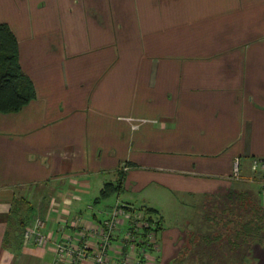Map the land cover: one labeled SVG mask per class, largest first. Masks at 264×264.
Returning a JSON list of instances; mask_svg holds the SVG:
<instances>
[{
  "label": "crops",
  "instance_id": "0c3cea01",
  "mask_svg": "<svg viewBox=\"0 0 264 264\" xmlns=\"http://www.w3.org/2000/svg\"><path fill=\"white\" fill-rule=\"evenodd\" d=\"M0 24L36 90L0 113V264H58L56 245L82 235L95 249L87 231L118 201L159 212L157 264H174L189 236H214L201 209L258 198L264 0H0ZM38 219L42 246L24 238ZM124 252L120 233L110 261Z\"/></svg>",
  "mask_w": 264,
  "mask_h": 264
},
{
  "label": "trees",
  "instance_id": "16d2710c",
  "mask_svg": "<svg viewBox=\"0 0 264 264\" xmlns=\"http://www.w3.org/2000/svg\"><path fill=\"white\" fill-rule=\"evenodd\" d=\"M35 99L34 83L24 72L20 62L17 38L7 24H0V113H16ZM119 190V184L107 183L98 199L103 201L118 194ZM227 201L233 203L232 207H229L231 210H240L242 213L239 219H229L225 212L222 218L228 222L219 224L221 232H217V236L220 234L219 242L223 246L230 245L232 255H241L244 259L250 256L253 247L263 246L261 241L264 238V207L257 196L249 192L231 193ZM146 212L151 216L154 215V218L157 217L156 222L160 231L161 218H158V211L149 208ZM150 220L155 222L152 218ZM23 223L25 224V221ZM222 229H225V232H222ZM243 262L247 264L246 259Z\"/></svg>",
  "mask_w": 264,
  "mask_h": 264
},
{
  "label": "built area",
  "instance_id": "2783aa9c",
  "mask_svg": "<svg viewBox=\"0 0 264 264\" xmlns=\"http://www.w3.org/2000/svg\"><path fill=\"white\" fill-rule=\"evenodd\" d=\"M236 166L238 167V163H236ZM253 167L258 170L260 178L264 181V160H255ZM261 193L264 203V183ZM119 216L129 219L127 226L124 227ZM154 223L141 214L135 220L130 217V214L122 210H114L103 223L87 231L90 236L97 239L95 249L91 247L89 238L86 235L79 237V245L75 247L62 241L58 243L56 245L58 264L64 262V260H68L67 264H86L88 261L93 264H156L157 257L155 253L159 247L157 233L152 229ZM45 228L46 221L38 219L34 227L25 231V241L34 240L38 245H44L49 240L44 232ZM120 233L124 234L125 252L121 254L119 262L115 263L109 259V249L112 246L114 237ZM134 253L136 254L133 255ZM132 258L133 261L131 262Z\"/></svg>",
  "mask_w": 264,
  "mask_h": 264
},
{
  "label": "rangeland",
  "instance_id": "374dc122",
  "mask_svg": "<svg viewBox=\"0 0 264 264\" xmlns=\"http://www.w3.org/2000/svg\"><path fill=\"white\" fill-rule=\"evenodd\" d=\"M255 160H261V159L255 158L252 161V171H253L252 179L259 186L258 200H260L261 205L264 207V203H263V199H262V193H261L264 181L262 180V178H260V173H258V170L253 167ZM125 168H127V167H125ZM238 169H239V163H238V167L236 168V171H238ZM116 197H117V194H114L113 197H111V199L109 200V203L111 202L109 204V206L110 205L112 206L115 203ZM222 199L225 200L224 197ZM223 203H225V202H223ZM19 206H20V202L17 203V208H19ZM210 206H211V204L209 206L207 205L208 208H203L201 210H202V212L206 213L207 221L209 223L213 224L212 229H215L212 232V233H214L213 238H211V237L208 238L209 236H207V240L204 241V240L199 239L198 235H196L195 237L189 236L188 240L186 241V244L184 245V250H182L181 254L178 255L176 261H174L175 262L174 264H215V263L216 264H244L243 261L245 259H246L247 263L251 259H255V260H257L256 264H264V247H263L264 246V238L261 241L263 246H261V245L255 246L254 249L252 250L253 252L251 251V253L249 254L250 256H248L247 258L245 257L244 259L242 258L243 256H241V255H230L229 256L227 249L230 248V245H228V247H226V252L221 251V249L219 248V244H220L219 237L216 235V232H221V228L219 227V224L221 225L223 223L228 222L226 219L223 220V218H222L223 214L226 212V215L228 214L229 219H239V217L241 215L240 213H242V212L240 210H237V211L231 210L230 209L231 207L229 205H227L226 208L224 207V205H223V207H219V208L215 207V202H214L213 206H211V207ZM229 209L231 212L229 211ZM114 210H122V211L126 212L127 214H130V217H132V219H135V220H137L139 218L140 214L143 215L144 217H147L148 220L150 218H152L153 221H155L152 229L156 231L157 236H158L159 225L156 222V221H158V219H156L157 217L154 218V215H152V216L149 215L146 212L147 208L135 209V208H132V206H130L129 204H125L123 202L118 201L116 206L113 208L112 212ZM183 210H186V209L184 208ZM196 211H198V209ZM186 212H187V214H189L188 210ZM158 214H159V212H158ZM120 217L121 216H119V219H120ZM124 218H126V217H123V219ZM158 218H162L160 214H159ZM198 220H199V218H196V221H198ZM222 232H225V229H222ZM157 243H158L159 249H158V251H156V253H155L156 255L158 253H160V251H161V243L158 239H157ZM244 251H246V249H244Z\"/></svg>",
  "mask_w": 264,
  "mask_h": 264
}]
</instances>
